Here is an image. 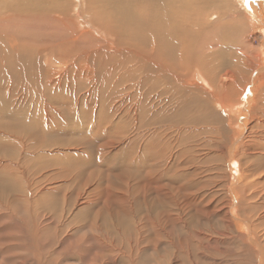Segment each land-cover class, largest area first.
Segmentation results:
<instances>
[{
	"label": "rangeland",
	"instance_id": "rangeland-1",
	"mask_svg": "<svg viewBox=\"0 0 264 264\" xmlns=\"http://www.w3.org/2000/svg\"><path fill=\"white\" fill-rule=\"evenodd\" d=\"M82 8L91 11L87 2ZM24 23L14 24L13 42L39 47L45 29L30 31ZM261 25L247 33L244 43L257 57L254 71L245 70L236 83L240 92L250 76L244 92L237 96L234 88L232 108L224 104L223 92L210 97L208 117L196 123H188L182 113L174 115L180 122L158 123L147 109L138 119H120L113 103L104 99L108 85L96 91L80 81L69 88L48 87L43 96L36 86L9 85L17 95L22 92L23 100L12 115L5 109L11 99H0V264H91L103 249L115 254L113 260L106 256L107 264H130V257L133 264H264L258 249L264 246ZM85 32L69 54L103 44L96 31ZM40 69L24 63L20 81L33 71L45 77ZM0 75L1 94L12 81ZM259 83L260 97L252 90ZM192 84L207 94L211 90L204 81L192 79ZM146 85L138 89L144 92ZM157 127L162 129L159 141ZM109 140L114 147H97ZM63 141L76 148L64 153L59 149ZM247 193L254 196L251 202L244 200Z\"/></svg>",
	"mask_w": 264,
	"mask_h": 264
},
{
	"label": "bare ground",
	"instance_id": "bare-ground-1",
	"mask_svg": "<svg viewBox=\"0 0 264 264\" xmlns=\"http://www.w3.org/2000/svg\"><path fill=\"white\" fill-rule=\"evenodd\" d=\"M85 2L91 11L86 12L82 8ZM263 20L264 0H0V74L6 73V77L12 81V84H8L7 88L1 91L0 99L4 95L11 99L12 104L5 109L7 113L15 115L19 110V106L15 107V104L20 105L23 96L22 92L19 95L12 92L9 85L11 87L21 83L27 87L36 86L43 96L46 91L49 92L48 87L58 90L62 87L69 88L71 83L77 85L81 81L90 84L96 91L104 90L108 85L110 93L108 96L104 95V99L108 98L109 102L113 103V106L110 104L109 107L119 111L120 119L124 120V116L128 118V115L138 119L140 111L146 112L147 109L154 119L157 118L158 123L167 120L180 122L181 117L174 116L176 113L187 114L188 123H196L205 120L210 113L206 108L209 106L211 109V105H206L207 100H211L210 97L216 98L220 92H223L224 104L230 108L234 107L232 97L236 83L238 81L239 84V80L246 76L245 70L249 72L254 69L257 59L248 48L250 46L244 44L247 43V33L252 34L257 25L264 24ZM22 21L24 24L28 23L30 31L46 30H43L46 40L39 41V47L13 42L12 39L16 38L12 36L16 28L14 24ZM91 30L101 35L103 44L69 54V50H77L84 31L87 33ZM32 35L34 37V34ZM2 41L5 43L1 44ZM24 63L33 70H41L42 66L45 77L40 76V72L37 74L33 71L20 81ZM262 70L264 74V68ZM249 77L245 78L246 81L244 79L240 92L239 89L236 90L237 96L244 92ZM192 79L204 81L211 90L208 94L205 93L203 89L192 84ZM0 80H3L2 75ZM261 81L264 90V75ZM141 85H146L148 89L140 91L138 88H141ZM259 87L260 83L252 89H256L258 97ZM97 96L101 98L102 95L97 93ZM26 98L29 99V94ZM239 103L241 102L238 100L237 104ZM152 107L157 109L151 110ZM161 130L157 127L158 141ZM65 142H61L59 148L64 153L68 152L65 151L67 149L76 148ZM114 144L109 140L97 147L107 150L114 147ZM251 195L247 193L244 200L248 201ZM226 220L230 224V218ZM235 228L239 232L237 224ZM247 235L249 241L256 244L251 234L247 232ZM238 237L243 239L241 234ZM4 238L9 236L5 234ZM98 241L102 246L101 239ZM240 244L244 245L245 242L238 245ZM258 249L261 251L260 256H264V246L259 245ZM39 253H36L37 258ZM7 255L6 258L9 257ZM107 255L109 258L115 257L111 249H103L100 254H95L90 262L107 264ZM133 258L130 257L127 262L135 263ZM53 262L55 260L52 258Z\"/></svg>",
	"mask_w": 264,
	"mask_h": 264
}]
</instances>
